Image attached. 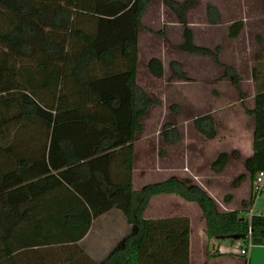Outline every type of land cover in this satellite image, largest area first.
Returning a JSON list of instances; mask_svg holds the SVG:
<instances>
[{
	"label": "trees",
	"instance_id": "obj_1",
	"mask_svg": "<svg viewBox=\"0 0 264 264\" xmlns=\"http://www.w3.org/2000/svg\"><path fill=\"white\" fill-rule=\"evenodd\" d=\"M164 3L184 27L178 48L213 57L238 87V75L219 60L220 46L211 50L193 42L186 15L196 0ZM149 5L150 0H0V264H189V219L143 217L149 199L161 193L198 203L208 239L231 237L240 247L248 241L264 246L263 215L249 219L244 210L218 212L210 196L190 180L172 177L133 189L135 134L142 131L147 111L161 103L136 81L138 32ZM205 14L210 24L221 21L211 3ZM85 16L90 17L88 27ZM243 26V20L233 21L228 37L237 38ZM118 56L126 63L124 70L101 74L102 66L119 65ZM148 69L163 75L156 57L149 59ZM170 69L173 77L189 80L179 62L171 61ZM253 78L254 107L245 108L254 116L253 154L246 160L252 180L264 169V76L258 80L253 69ZM170 108L179 111L177 105ZM99 109L108 112L113 124L93 117ZM193 125L206 139L216 136L210 113L195 117ZM12 128H29L25 144L10 135ZM160 135L170 145L181 139L170 122L162 125ZM124 145L127 180L112 182L111 152ZM228 160L221 153L212 170L222 171ZM111 209L120 210L133 231L94 261L77 241L93 219ZM54 245L65 250L73 245L66 262L53 263L39 253V246Z\"/></svg>",
	"mask_w": 264,
	"mask_h": 264
},
{
	"label": "crops",
	"instance_id": "obj_2",
	"mask_svg": "<svg viewBox=\"0 0 264 264\" xmlns=\"http://www.w3.org/2000/svg\"><path fill=\"white\" fill-rule=\"evenodd\" d=\"M161 2L159 5L150 3L142 19L144 28H140L138 32L136 81L151 99H160L161 104L153 105L147 111L141 120L142 131L135 134L131 173L133 189L138 190L145 185L172 177L180 181L190 180L192 184L200 187L210 196L218 212L247 211L250 205L254 206L257 199L250 202L252 179L246 167V160L253 154L254 116L243 113L246 111L242 102L246 108L253 109L256 81H254L255 84L250 85L247 71L239 65L242 60V44L232 50L233 57L228 53L233 41H239L243 32L253 29L249 25L250 18L254 17H249L251 1L196 0V4L187 11L186 15L187 25L192 30L195 45L211 50L222 46L219 59L240 72L242 79L239 81V88L230 77L224 75V69L213 57L191 54L178 48L183 42L184 27L164 0ZM207 3L219 9L221 13L219 23H208L205 14ZM238 19L243 20V29L237 38L231 39L228 37L229 25ZM250 22L254 24V20ZM157 31L160 34L156 33ZM152 57L162 62L161 77L152 75L148 69V61ZM121 60L120 57L117 60L119 65L115 63L109 67L102 66V69L112 73L120 72L126 67V63ZM171 61L180 63L189 80L172 76ZM252 68L251 66L250 71L253 77L254 68ZM239 90L242 91L243 97ZM248 101L251 102L248 103ZM171 105H177L179 111H172ZM208 113L212 114L215 121L216 136L213 139H206L193 125L195 117ZM93 117L101 124H113L112 117L105 110L99 109ZM166 122L173 123L179 128L181 139L178 143L170 145L164 142L160 130ZM251 125L250 139L248 129ZM160 150L163 152L162 157H158ZM127 153L126 145L112 150L109 162V179L112 182H121L118 181L117 176L119 171L124 170L128 176L125 165ZM221 153L228 154L229 160L222 171L215 172L211 164ZM114 157L118 165H121L119 171H114ZM146 176L153 181L146 179ZM118 211V209H111L93 219L88 232L81 239L83 247H80L91 258L94 251L89 249V245L93 243H88L92 241L90 239L97 241L94 245L97 247L96 250H101L100 244H105L104 251L101 253L104 254L107 252L106 248L116 247L126 235L133 231V226L128 224L131 228L123 225L122 230L116 231L117 233H108L115 229L114 220L120 219ZM143 217L146 219L187 217L189 219V264H248L246 259H241L239 251L238 253L232 251L227 246L229 241L234 244L232 238L231 240H226L227 237L224 240L207 238L204 231L205 217L196 202H188L173 193L157 194L149 199ZM213 252L217 254L211 256ZM107 254L105 253L101 259Z\"/></svg>",
	"mask_w": 264,
	"mask_h": 264
},
{
	"label": "rangeland",
	"instance_id": "obj_3",
	"mask_svg": "<svg viewBox=\"0 0 264 264\" xmlns=\"http://www.w3.org/2000/svg\"><path fill=\"white\" fill-rule=\"evenodd\" d=\"M161 1H163V0H150V3L153 2V4L157 3L159 5L162 3ZM250 1H251L252 6H250L249 17L254 16L253 18H250L251 20H254V24L250 22L251 20H249V25L252 26L251 28H253V29H252V31L247 30V31L243 32V35L239 38V41H233V43H232L233 45L230 47L228 55L233 57V51L232 50L236 49L238 46H240L242 44L241 45V46H243V49L241 52V55H242L241 59L242 60L239 62V65L241 67H243L242 68L243 70L245 69V71H247L248 77L250 79V85H253V84H255V82H254L255 80L252 77V73L250 71L251 66L256 70V72L258 74V80H261L262 76H264V0H250ZM88 22H90V17H86V16L83 17V23L87 27L90 24ZM256 30H257V32H255ZM220 48L222 50V46H220ZM221 50H220V52H221ZM232 69L238 75L239 81H240L242 79L240 72L237 69H234L233 67H232ZM108 72H110V71L103 70V69L100 70L101 74L106 75ZM141 74H143V73H141ZM227 77H230V76H227ZM36 79L38 81V77ZM238 84H239V82H238ZM237 88H239V86ZM68 89H69L70 93H72V94L74 93L72 86H69ZM239 92H240L241 96L243 97L242 91L239 90ZM45 98H46L45 99L46 101H47V99L50 100V98H48V97H45ZM250 102L251 101H248V103H250ZM242 105L244 108H246V106L243 102H242ZM95 106L96 105L89 104L87 107L91 110H94L96 108ZM243 113L247 114L244 111H243ZM28 129H19L18 131H15V128H12L10 135L13 136V134L15 133L17 135L16 138H17L19 145H23V144H25L23 140H25V138L28 135L27 134ZM250 133H252V125H251V128L248 129V134H249L250 139H251ZM115 157L113 160V168H114V171H116V170L119 171V169H121V167H120L121 165L120 164L118 165ZM158 157H162L161 150L158 151ZM123 171H121V172L119 171V173L117 175L118 181L124 182L127 180L126 172L125 171L123 172ZM146 179L150 180L152 178H150L149 176H146ZM150 181H153V180H150ZM262 199H263L262 196L258 197L256 199V201L254 202V206L252 204V206L250 205V207H253L254 211L264 210V202H263L264 199L263 200ZM118 213L120 214V219H118L117 221L114 220L115 229L110 230L108 232L109 234H112L113 232L122 230L123 225L124 226H130L125 221L126 219H125L123 213L120 210L118 211ZM91 223H92V221H91ZM90 226H91V224H90ZM130 228H131V226H130ZM220 239L224 240L225 237H221ZM90 240H92V241H89L88 243H91V242H93V243H92V245L91 244L89 245V249H92L94 251V255L92 256L94 261L100 260L103 257V255H105V253L107 254L108 251H110L113 247H115V246H112L110 248V246H109L108 248H106L108 250L105 249V251H107V252H105L104 254H101L102 251H104L105 244H100L101 250H96L97 247H95L94 245L97 244L96 243L97 241H95L93 239H90ZM226 240H231V237H227ZM77 243L79 244V246H82L81 239L78 240ZM72 246L73 245L66 246L67 247L66 250L63 248L56 247L55 245L54 246H46V247H40L39 246L38 250H39V253L43 256V258L46 260L49 259L50 262H53V263H55V262H66V260H67L66 252L72 251V249H71ZM86 246H87V244H86ZM227 246L230 248V250L235 251L237 253L240 249L239 242H235L234 244H231V241H229V243H227ZM249 257H250V260H249ZM241 259H243V260L246 259L248 264H264V246H251L249 248V253L246 256H241Z\"/></svg>",
	"mask_w": 264,
	"mask_h": 264
},
{
	"label": "built area",
	"instance_id": "obj_4",
	"mask_svg": "<svg viewBox=\"0 0 264 264\" xmlns=\"http://www.w3.org/2000/svg\"><path fill=\"white\" fill-rule=\"evenodd\" d=\"M252 195L254 196L253 202L256 198L263 196L264 198V169L260 170L252 180ZM254 214L263 215L264 210L254 211L253 207H249L246 211L247 217L250 219ZM251 247L250 241L243 244L239 249V254L241 256H246L249 252V248Z\"/></svg>",
	"mask_w": 264,
	"mask_h": 264
}]
</instances>
